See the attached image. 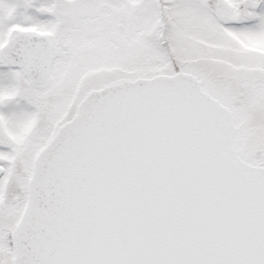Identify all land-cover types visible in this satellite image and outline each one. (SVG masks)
Masks as SVG:
<instances>
[{"label": "snow or ice", "instance_id": "6c2138e0", "mask_svg": "<svg viewBox=\"0 0 264 264\" xmlns=\"http://www.w3.org/2000/svg\"><path fill=\"white\" fill-rule=\"evenodd\" d=\"M0 264H264V0H0Z\"/></svg>", "mask_w": 264, "mask_h": 264}]
</instances>
